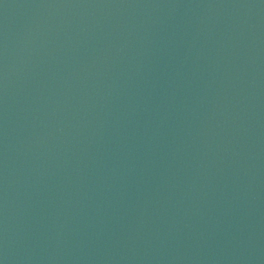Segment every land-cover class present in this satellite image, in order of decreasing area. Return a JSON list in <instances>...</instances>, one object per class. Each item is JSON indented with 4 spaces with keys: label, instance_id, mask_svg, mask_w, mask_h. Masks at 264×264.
<instances>
[{
    "label": "water",
    "instance_id": "1",
    "mask_svg": "<svg viewBox=\"0 0 264 264\" xmlns=\"http://www.w3.org/2000/svg\"><path fill=\"white\" fill-rule=\"evenodd\" d=\"M0 264H264V0H0Z\"/></svg>",
    "mask_w": 264,
    "mask_h": 264
}]
</instances>
